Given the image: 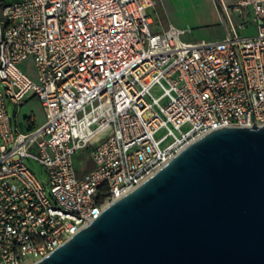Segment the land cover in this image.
Returning <instances> with one entry per match:
<instances>
[{
	"label": "built area",
	"instance_id": "obj_1",
	"mask_svg": "<svg viewBox=\"0 0 264 264\" xmlns=\"http://www.w3.org/2000/svg\"><path fill=\"white\" fill-rule=\"evenodd\" d=\"M155 5L0 0V264L46 257L209 131L264 125V0L224 5L225 37L197 42ZM31 97L46 121L20 131L8 103Z\"/></svg>",
	"mask_w": 264,
	"mask_h": 264
},
{
	"label": "water",
	"instance_id": "obj_2",
	"mask_svg": "<svg viewBox=\"0 0 264 264\" xmlns=\"http://www.w3.org/2000/svg\"><path fill=\"white\" fill-rule=\"evenodd\" d=\"M31 264H264V125L193 140Z\"/></svg>",
	"mask_w": 264,
	"mask_h": 264
},
{
	"label": "rangeland",
	"instance_id": "obj_3",
	"mask_svg": "<svg viewBox=\"0 0 264 264\" xmlns=\"http://www.w3.org/2000/svg\"><path fill=\"white\" fill-rule=\"evenodd\" d=\"M154 1L156 2L155 9H150L149 14L155 19V21L161 19L165 25L172 23L173 25L186 30L187 33L182 36L183 41L197 42L202 40H222L229 29V21L224 9L220 5V0H211V2L209 0ZM227 1L229 3V10L232 14H235V0ZM244 16L246 20H248V26L245 30H239V34L242 36L255 35L257 27L251 22L249 12H245ZM239 20L242 21V18H234L235 24L240 23ZM154 93L159 94L157 91ZM8 106L10 114L13 117L14 126H16L17 120L19 119L20 131H26V128L23 125H25L26 119L30 116H34L35 118L34 128L43 125L46 121L41 102L36 97L28 98L19 109L10 102L8 103ZM18 110L19 114L17 113ZM188 128L189 125L184 127V129ZM164 133L165 131H161L159 136ZM104 137V135L101 136V138ZM83 154L84 152L80 151L75 156L76 167L79 171H84L86 169V162L81 159ZM26 163L41 182L47 181V170L41 162L32 158H27ZM89 167H91V165ZM33 260L34 258L32 256L27 257L28 263Z\"/></svg>",
	"mask_w": 264,
	"mask_h": 264
},
{
	"label": "crops",
	"instance_id": "obj_4",
	"mask_svg": "<svg viewBox=\"0 0 264 264\" xmlns=\"http://www.w3.org/2000/svg\"><path fill=\"white\" fill-rule=\"evenodd\" d=\"M209 1L211 2V0H209ZM235 2H236V0H235ZM220 5H221L222 8H223L224 5L229 6V3H228L227 0H220Z\"/></svg>",
	"mask_w": 264,
	"mask_h": 264
}]
</instances>
